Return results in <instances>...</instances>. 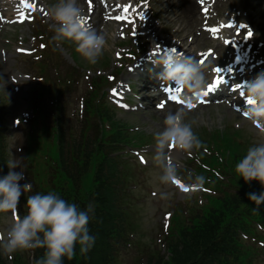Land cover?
<instances>
[{
    "label": "clouds",
    "instance_id": "clouds-1",
    "mask_svg": "<svg viewBox=\"0 0 264 264\" xmlns=\"http://www.w3.org/2000/svg\"><path fill=\"white\" fill-rule=\"evenodd\" d=\"M49 25L54 33L50 43L56 47L63 42L75 44V50L90 65H96L109 46L111 34L98 31L89 24L81 6V0H53L46 3ZM157 79L164 85H172L186 90L192 102L199 98L207 88V76L204 67L191 56L169 49L153 59ZM0 79H4L0 77ZM6 82L4 84V88ZM247 98L253 101L245 109L246 119L258 131L264 134V70L259 71L246 83ZM187 111L181 108L169 112L164 127L154 133L155 154L153 163L158 169L156 180L159 185L168 188L179 180V170L170 160L169 149L174 144L178 151L188 154L199 151L202 141L193 130L194 120H187ZM8 173L0 177V213H10L13 222L6 235L0 234V252L11 258L18 251L45 249L44 256L37 264H64L65 259L72 260L79 253L87 254L95 244V237L90 235L89 223L94 213V206L89 203L80 208L54 191L36 193L27 198V214L18 215V204L26 191H31L30 183L25 180V173L20 170L16 160H9ZM19 169V171H16ZM235 173L246 183L253 180L264 186V141L250 146L245 155L235 164ZM192 187L201 188L206 183L203 175H190ZM171 193L159 191V198L167 200ZM248 199L256 205L258 211L264 204V192H250Z\"/></svg>",
    "mask_w": 264,
    "mask_h": 264
},
{
    "label": "trees",
    "instance_id": "trees-1",
    "mask_svg": "<svg viewBox=\"0 0 264 264\" xmlns=\"http://www.w3.org/2000/svg\"><path fill=\"white\" fill-rule=\"evenodd\" d=\"M232 148L236 155H244L240 147L233 145ZM243 184L247 190L246 197L244 196V198H247V194L250 192L260 193L261 184L258 181L253 180L248 182V186L245 183ZM241 203L239 205L236 199H229L224 202L216 215L211 216L202 228L199 225L194 228L193 232L196 234L194 237H189L190 240L185 239L181 243V246L171 249L172 256L169 261L158 258L156 261L158 263L156 264H197V262L201 264L203 261L211 259L209 255H211L210 253L213 249L216 250V253H212V256L215 255L214 262H219V264H239L241 261L244 262L249 251L245 250L243 253L240 246L232 248V240L237 244L234 232L242 228L243 222H238L232 230L231 225L234 226L232 223L240 213L249 214L244 222V230L251 231L252 220L264 223V205L259 207L258 211H253V208L256 207L253 203H250L248 200H242ZM242 205L243 208H241ZM217 207H219V204ZM99 229L96 231V242L93 249L88 252L89 255L85 256L86 254L77 253V256H74L72 260L65 259L64 264H104L107 256L103 254L102 245H100L101 237ZM216 239L223 241V244L212 245L211 242ZM0 264L7 263L0 260Z\"/></svg>",
    "mask_w": 264,
    "mask_h": 264
},
{
    "label": "rangeland",
    "instance_id": "rangeland-1",
    "mask_svg": "<svg viewBox=\"0 0 264 264\" xmlns=\"http://www.w3.org/2000/svg\"><path fill=\"white\" fill-rule=\"evenodd\" d=\"M45 2L47 3H51L53 2V0H45ZM200 14V11H199ZM215 15V14H214ZM47 19H44V22L46 23ZM153 21V19H151ZM47 21H51L50 19H48ZM154 22V21H153ZM155 23L157 27H159V21L155 20ZM258 29L261 31L260 34L258 35V38L256 40H254V44L257 43H262L264 45V21L262 24H260V22H258ZM177 25H181V23H177ZM111 29L106 30V32L110 33ZM199 30V29H198ZM260 39V40H259ZM120 41V40H119ZM114 42H117L116 40H109V46L107 47V49H109L110 53H113L114 49L117 47L112 46L114 44ZM199 46L201 45V43L198 44ZM256 46V45H255ZM264 47V46H263ZM206 47H199V49L204 50ZM84 62V67L87 66V62L82 59ZM98 64V63H97ZM96 64V65H97ZM7 101H10L12 103V111L13 110H17L19 103L17 102H13L11 100V98L8 95V99ZM212 115L209 116L210 112H207V114H204V112H200L198 114V116H193L191 115L187 120H194L195 124L193 125V127L195 129H198L200 127L206 126L209 130H221V131H225L226 127L231 125L232 123L236 122L238 123L239 126H241V129H243V132L245 133L244 135L247 136V139L249 140V142L254 145L256 143H259L263 140V136L260 132H258L257 130H255L251 124L249 123H245L244 121H239L238 117H236L231 111L229 110H225L221 108V111L219 113L218 112H214L213 109L209 110ZM128 120H125L126 122H128L129 124H131L132 126H134L135 128L139 129V133H146L149 135H154L155 132L161 130L163 128V126L159 125V117L156 115H136V117L133 118H127ZM185 157H188V155L185 156H179V159H183ZM158 174V169L155 166L153 169L149 170V177L150 179L148 180V184L150 186H153L159 190H162L163 187L162 185H159L158 181L156 180V176ZM144 185V184H143ZM89 187V186H87ZM148 189H150L149 187H147ZM182 199V198H181ZM151 212V210L149 209H142V214L146 220V226L147 228H150L152 226V221L149 218V213ZM8 223L6 222L3 225L4 230H6ZM251 241V240H249ZM252 242V241H251ZM257 246L259 248H261L260 251V256L259 257H263L264 256V248H262L260 245L257 244ZM2 254V257L5 259V254ZM129 259V258H128ZM128 259H126L125 264H127ZM130 260V259H129ZM255 264H262L260 261H257Z\"/></svg>",
    "mask_w": 264,
    "mask_h": 264
},
{
    "label": "bare ground",
    "instance_id": "bare-ground-1",
    "mask_svg": "<svg viewBox=\"0 0 264 264\" xmlns=\"http://www.w3.org/2000/svg\"><path fill=\"white\" fill-rule=\"evenodd\" d=\"M40 4L43 2V0H36ZM87 0L81 1V6L83 10L85 11L84 5H86ZM231 1V5L236 8V11H243L245 8L246 16L245 21L249 23L252 27H256L258 25V21H262L264 19V6L259 3V1L264 0H243L244 2V8L239 7V1L238 0H229ZM163 4L165 5L164 12L166 13V21L169 22V24H174V22L182 23L184 24L188 29L191 30L192 34H195L194 25L196 24V21L198 20V14H197V3L194 0H180V4L176 5L173 1L164 0ZM44 7H46L45 4H43ZM95 17L98 18V16L102 15L104 11L99 9H94L93 12ZM169 24H166V26H169ZM174 24V25H175ZM148 27V26H147ZM97 30H99V27H96ZM147 30L152 33L155 36V39H158V36L156 35L157 28L152 26V29ZM174 34H178L175 33ZM198 38L194 36V39L190 41V36L183 37L181 40V51L186 53V48H191L193 45L198 43ZM183 46V47H182ZM207 109H203V111H206ZM164 118L166 115H162Z\"/></svg>",
    "mask_w": 264,
    "mask_h": 264
},
{
    "label": "snow or ice",
    "instance_id": "snow-or-ice-1",
    "mask_svg": "<svg viewBox=\"0 0 264 264\" xmlns=\"http://www.w3.org/2000/svg\"><path fill=\"white\" fill-rule=\"evenodd\" d=\"M22 7H25V8H29V9L35 10L34 5L28 3L27 0H22ZM130 9H131V6H130V5H125V6H124V11H125V13H127ZM20 15L23 16L24 13L21 12ZM124 18H125V17H116V19H121V20L124 19ZM142 18H143V17H142ZM227 27H232V25L229 24V25H227ZM241 27H245V26H241ZM209 30L212 31V32H216V31H217V29H209ZM251 36H252V32H251V31H248V33H247V37H245V38H248V37H251ZM226 43H227V41H226ZM173 50H175V49H173ZM214 71L217 72V73H219V72L221 71V69L216 68V69H214ZM221 83H223V81H222L219 77H217L216 80H215V82H214V84L209 85V90H213L215 87H218ZM169 90H170V89H169ZM176 91L179 92V91H182V89H176ZM113 92H114V94H115V90H113ZM205 95H207V93H205ZM171 99H172L173 101H177L178 103H183L182 101H179V100H178V97L175 96V95H173V96L171 97ZM247 103H248V104H251V103H253V101H251L250 99H248V100H247ZM160 107H163V105H160ZM187 107H188V108H192V107H194V105H193L191 102H189L188 105H187ZM245 115H247L246 112H245ZM258 127H259V125H258ZM171 147H175V145L173 144ZM141 159H142V158H141ZM174 183H175L176 185H178L183 191H185V192L189 191V189H188L187 187H185L184 184L181 183L180 180H176V181H174Z\"/></svg>",
    "mask_w": 264,
    "mask_h": 264
}]
</instances>
